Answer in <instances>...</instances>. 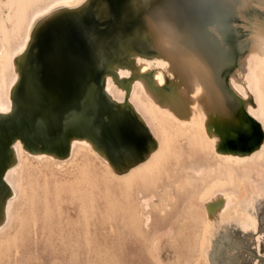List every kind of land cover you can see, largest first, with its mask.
Wrapping results in <instances>:
<instances>
[{"label": "water", "instance_id": "obj_1", "mask_svg": "<svg viewBox=\"0 0 264 264\" xmlns=\"http://www.w3.org/2000/svg\"><path fill=\"white\" fill-rule=\"evenodd\" d=\"M17 55L11 110L0 113V223L12 190L2 172L18 136L35 153H67L74 138L93 144L113 167L148 152L153 139L127 100L139 76L161 103L182 113L178 89L196 81L216 107L219 148L245 153L263 129L255 104L228 81L246 53H264V0H77L35 16Z\"/></svg>", "mask_w": 264, "mask_h": 264}, {"label": "rangeland", "instance_id": "obj_2", "mask_svg": "<svg viewBox=\"0 0 264 264\" xmlns=\"http://www.w3.org/2000/svg\"><path fill=\"white\" fill-rule=\"evenodd\" d=\"M0 1V6H2L0 7V13H2L0 16H2L7 9H4L6 7L3 0ZM252 118L257 121L254 117ZM257 122L259 123V121ZM259 127L262 129L260 123ZM172 137L171 142L173 144L171 146L173 148L170 149V152H172H169L164 159L163 163L165 164L154 166L153 169L147 171L144 174L143 181H140L139 177L132 178L130 183H133H129V185H127L128 182L125 183L124 180L121 181L122 179L120 180L116 177L115 179L111 176L101 158L96 157L87 148L82 147L76 150L71 155L73 158L70 156L71 159L69 157L67 158L68 160L62 161L63 163L61 164L45 158L43 161L31 155L26 156L22 163L23 165L15 175L19 182V193L21 194H18L14 202L13 221L0 234V264H207V255L202 250V247L204 244L203 236H207L208 232L205 231L204 222L197 214V206L201 205V201L196 200L197 204L194 205L190 194L193 195L192 193H194L197 195V192L202 189V185L209 183V181L201 183L202 185L197 183L198 185L194 186L193 183L190 185L188 180V182L184 180L183 175L186 172L189 174L188 165L192 163L199 164V162L203 164L201 161L207 164V162H213L214 159L212 160L213 157L210 150H207L206 154L205 150L203 151L199 148V145L189 143L184 135L176 134ZM175 145H177L176 148L180 147L181 150L179 148L176 149ZM185 147L187 148L186 151H184ZM192 152L193 154H191ZM79 153L82 154V157ZM180 153H182L181 156ZM208 153L210 154L208 155ZM168 158L171 161L168 160L167 162ZM45 162H47V165ZM170 162L174 163L171 165ZM176 163L181 164L176 165ZM183 164H185L186 168H184ZM182 179L184 180L183 184L180 182ZM119 180L121 184L118 183L120 182ZM178 180L180 181L175 183ZM136 183L138 184L135 185ZM178 183H181V186ZM24 185L26 186L24 187ZM143 186H146V189ZM183 187H186L188 192L190 190L189 196ZM171 188H175L173 191H175L176 196H174L175 194L173 195L174 192ZM148 192L149 195L146 194ZM150 192L152 193L150 194ZM140 193L144 194V197ZM137 195L138 197H136ZM168 196H172L170 197L171 199ZM173 197H177L176 201L172 200L174 199ZM138 200L140 203L137 202ZM258 200L259 204H257ZM145 202H147V205H145ZM255 202V205H257L255 207L257 216L259 215L257 217L256 231H260L259 233L250 229V231L242 230L235 221L237 214H231L232 216L228 214L231 217H227L226 231L229 232L228 238L230 237L234 247L236 246L235 248L232 247L228 253H225L231 261L230 264H264V254H262L264 253V221L260 218L263 214L264 197H259ZM150 204L151 207H149ZM189 204L191 206H188ZM142 205L145 209L142 208ZM16 210L17 212H15ZM137 210L138 214H136ZM133 213L137 216L133 215ZM149 214L152 220L149 216L150 219L146 221L145 215ZM172 217H175L174 221ZM139 219H141L140 222ZM150 220L154 224L150 223ZM201 225L203 226L201 227ZM141 226L143 227L141 228ZM166 227L170 228L173 234L168 232L169 230ZM149 228H153L152 231ZM147 229L149 231H146ZM154 229L157 230L155 231ZM143 230L145 234L147 233L146 235L143 234ZM200 232L203 233L200 234ZM258 234L259 239L255 240ZM155 235L160 237H155L154 239ZM154 244L156 245L154 246ZM199 247H201V250H199ZM201 261L202 263H200ZM218 262L222 264V261H217L214 264H219Z\"/></svg>", "mask_w": 264, "mask_h": 264}, {"label": "bare ground", "instance_id": "obj_3", "mask_svg": "<svg viewBox=\"0 0 264 264\" xmlns=\"http://www.w3.org/2000/svg\"><path fill=\"white\" fill-rule=\"evenodd\" d=\"M76 1L77 0H3L5 7H6L4 9H7V10L4 13V15L0 16V113H6L7 111L11 110L10 109L11 108V98H10V92L11 91H10V88L18 77V72H16V69H15L16 57L23 50L24 46L28 42V37H29L28 34H29L30 29L32 27V23H33V20L35 19V16H38V15H40V13H43V12L53 8L55 5L69 4V3H74ZM0 7H2V6H0ZM0 14H2V13H0ZM235 67H236L234 69L235 74L234 75L229 74L228 75V81L233 86V88L236 90V92L240 95V97L246 98L251 93L252 98H253V102L255 104L253 105L252 103L245 102L246 103L245 109L250 114V116L254 117L257 121H259V123L261 124L262 129H263L262 141L259 144H257V146L255 148L249 149L245 153H238V152H234V151H230V150H223V149L219 148V144L222 142L221 134L214 129L213 122H212L214 120L216 112H217L216 107L213 104L209 94L206 93L204 87L202 85L198 84V82H196L194 80L188 81V83L182 84L180 86V88L178 89V94L181 97V100L183 102L182 113H178L176 111V109H174L172 106H168V105L161 103L153 95H151V93L149 92L147 87H145L143 81L141 80V78L139 76H133L132 78H130V81H129V90H128V95H127V100L136 109V111L139 113L143 123L147 126V128L151 134V137H152L153 142H154L151 149L148 152H146V154L144 156L135 160L134 163L126 166L123 169L122 168L116 169L115 167L112 166L110 161H108L93 144L89 143L88 141L84 140L81 137L72 139V141L70 142V146H69L67 153H62V154L57 155V154L48 153V152L35 153V152L31 151L26 145H23L21 139L18 136H15L14 138H12L10 140V146L12 147V149L15 152V159L2 172L3 181L6 182V184L10 186V188L12 190V194L10 196H8V198L6 199L5 213H4V218H3L4 220H3V222L0 223V234L5 229H7V227L11 223V221H13L12 218L14 216V202L17 199L18 194H21V193H19V182L17 181L15 175H16L17 171L20 169V167L23 165L22 163L26 159V156L31 155L34 158L42 159V160L45 158V159L52 160L54 163L61 164V163H63L62 161L66 160L72 154H74V152L76 150H78L82 147L87 148L88 150L92 151L96 155V157L101 158V160L104 162V164H106L107 170L110 172L111 176H113L114 178L115 177L119 178L120 180L122 179L121 181L124 180V182L125 183L128 182L127 185H129V183L132 181V178L139 177L140 181H143L144 174L147 171L153 169L154 166H159L161 164H165V163H163L165 161L164 159L169 154L170 149L173 148L171 146L173 144L171 142V140H172L171 138H173L172 136H175L176 134L177 135L180 134V135H184L186 137V140L189 143H192V145L193 144L199 145V148L203 151L205 150L206 154L208 152L207 150H210V153L213 157L212 160L214 159L213 162H209V163L207 162V164H204L205 163L204 161H201V162H203V164L200 162L198 164L197 160H196L197 164H193V163L190 164L191 163L190 162L189 163L190 165L187 164L188 165L187 169H188L189 174H187V172H186V174L183 175L184 176L183 178L186 181L188 180L190 185H191V183H193L194 186L197 183L203 184L207 180L209 181V183H207V184L205 183V185L201 184L202 189L199 191L200 193L197 192L198 193L197 195L194 193H192L193 195L190 194V196H192L191 200H192V203H194V205L197 204L196 200L201 201V205L197 206L198 212L197 211L196 212L199 215L198 217L201 218V220L204 222L205 231L208 232L207 236H203L204 241H203V239H202V241L204 242V244H203L202 250H204L206 255H207V261H206L207 264H211V263L214 264L217 261H222V264H230L231 261H230L229 257H227L225 255V253L226 252L228 253L229 250L232 247H234V243H232V241L230 240V237L228 238L229 232L226 231V225H227L226 223H228L227 217H231L232 215L237 214V216H235L236 217L235 221L237 222V225L242 230L247 231L250 229L251 231H256L257 222H258L257 217L259 215L257 216V212H256V208H255V207H257V205H255V203H256L255 200H257L259 197H261V198L264 197V53L258 52L255 50H250L246 53L244 66L242 68L238 67V66H235ZM156 131H157V133H156ZM178 137H180V136H178ZM182 139H184V138H182ZM177 141H176V144H177ZM173 142H174V140H173ZM189 143H187V144L190 145ZM176 146L177 145H175V148H176ZM177 148H179L181 150L180 147H177ZM189 148H191V147H189ZM199 148H197V149H199ZM186 150H187V148L185 147L184 151H186ZM195 150H196V148H195ZM184 151L182 150V152H184ZM86 152H88V151H86ZM173 152H174V150H173ZM189 152H188V154H189ZM197 153H198V151H197ZM210 153H208V155ZM181 154L182 153H180V156H181ZM191 154H193V152ZM201 154H202V152H201ZM75 155H76V153H75ZM77 155H78V153H77ZM81 155L82 154H80V156ZM88 155L90 156V154H88ZM71 157L73 158V156H71ZM71 157H70V159H71ZM85 157H84V160H85ZM175 157H176V155H175ZM202 157H204V156L202 155ZM196 159H197V157H196ZM168 160H169V158L167 159V162H168ZM169 161H171V160H169ZM205 161H206V159H205ZM209 161H210V157H209ZM47 162L49 163V161H47ZM47 162H45L46 165H47ZM177 162H178V160H177ZM181 162H182V160H181ZM184 162H185V160H184ZM172 163H174V162H172ZM172 163L170 162L171 165H172ZM179 164H181V163H179ZM179 164L176 163V165H179ZM173 165H175V164H173ZM69 166H71V165H69ZM183 166H184V168H186L185 164H183ZM54 167H56V166H54ZM58 167H57V170H58ZM65 169H67V167H65ZM37 170H38V168H37ZM32 172H34V171H32ZM78 173H79V171H78ZM27 174H26V176H27ZM70 175H72V174H70ZM106 175H107V173H106ZM27 177H29V176H27ZM43 177H44V175H43ZM174 177H176V176H174ZM27 179H29V178H27ZM184 180L183 179H182V181L178 180V181H175V183L179 182V181L182 183ZM77 181H79V180H77ZM121 181L118 183L121 184ZM136 182H137V180H136ZM22 183H23V181H22ZM42 183H43V181H42ZM132 183H130V184H132ZM138 183L140 184V182H138ZM138 183H136L135 185H137ZM169 183H166V184H169ZM181 183H178V185L181 186ZM25 186L26 185H24V187ZM42 187H43V185H42ZM186 187H183V188L186 189V191H187L188 187L187 188ZM43 188H45V187H43ZM164 189H165V187H164ZM128 190H129V188H128ZM173 190H175V188L172 189V191ZM191 190H193V189H191ZM137 191H138V189H137ZM134 192H135V190H134ZM173 192H174L173 193V195H174L175 191H173ZM189 192H190V190H189ZM189 192L187 191L186 194L188 195ZM151 193L152 192H150V194ZM168 193H170V192H168ZM72 194H73V192H72ZM146 194L149 195V192ZM141 195L144 197V194H141ZM44 196H43V198H44ZM71 196H73V195H71ZM75 196H76V194H75ZM174 196H176V194ZM136 197H138V195ZM170 197H172V196H170ZM176 198L177 197H175L172 200H175ZM80 200H82V199H80ZM72 201H73V199H72ZM35 202H36V200H35ZM137 202H139V200ZM151 202H153V201H151ZM188 202L190 203V201H188ZM16 203H19V202H16ZM30 203H32V202H30ZM44 203H45V201H44ZM145 203L144 204L147 205V202H145ZM257 204H259V200H258ZM188 206H191V204H189ZM149 207H151V204ZM142 208H144L143 205H142ZM262 210H263V214L260 218L264 221V202L262 205ZM133 211H135V210H133ZM142 211H144V210H142ZM15 212H17V210ZM149 212H150V210H149ZM192 213H193V211H192ZM134 214L135 213H133V215ZM136 214H138V210H137ZM228 214H230V215L232 214V215L228 216ZM238 214H239V216H238ZM140 215H142V214H140ZM149 216H150V214L145 215L146 221L150 219L151 216L150 217ZM174 218H173V221H174ZM19 219H17V220H19ZM196 219H197V217H196ZM140 220L141 219H139V222H140ZM151 220H152V217H151ZM198 221H200V220H198ZM143 222H145V221H143ZM150 223H152V221ZM147 224H149V223H147ZM152 224H154V222ZM162 226H163V224H162ZM202 226L203 225H201V227ZM142 227L143 226H141V228ZM162 228H161V230H162ZM174 228H176V227H174ZM149 229H151V228H149ZM152 229H151V231H152ZM166 229L169 230V231L167 230L168 232H171L170 228L166 227ZM154 230L156 231L157 229H154ZM192 230H194V229L192 228ZM260 230L263 231L262 229H260ZM146 231H149V230L147 229ZM139 232H140V229H139ZM256 232H258V231H256ZM171 233L173 234V232H171ZM202 233L200 232V234H202ZM143 234H145L144 230H143ZM159 235H161V233H159ZM159 235L158 236L155 235L154 239H155V237H160ZM260 236H262V235H260ZM193 237H195V236L193 235ZM149 239H150V237H149ZM258 239H259V234L256 236L255 240H258ZM156 242H158V240H156ZM155 245L156 244H154V246ZM151 246H152V244H151ZM199 248H200L199 250H201V247H199ZM151 250L153 251L152 248H151ZM259 250H261V249H259ZM199 254H200V252H199ZM262 254H264V253H262ZM155 255H157V254H155ZM258 255H257V257H258ZM200 256H199V258H200ZM198 260H200V259H198ZM200 263H202V261ZM218 263L220 264V262H218ZM238 263H239V261H238Z\"/></svg>", "mask_w": 264, "mask_h": 264}]
</instances>
